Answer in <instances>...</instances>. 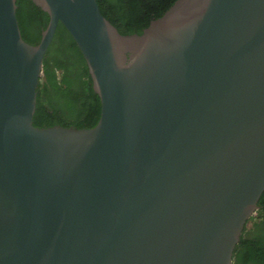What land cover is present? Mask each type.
I'll return each instance as SVG.
<instances>
[{"label":"water","instance_id":"water-1","mask_svg":"<svg viewBox=\"0 0 264 264\" xmlns=\"http://www.w3.org/2000/svg\"><path fill=\"white\" fill-rule=\"evenodd\" d=\"M0 0V264H233L264 192V0H176L123 34L97 0ZM62 22L88 64L93 127H38Z\"/></svg>","mask_w":264,"mask_h":264},{"label":"trees","instance_id":"trees-1","mask_svg":"<svg viewBox=\"0 0 264 264\" xmlns=\"http://www.w3.org/2000/svg\"><path fill=\"white\" fill-rule=\"evenodd\" d=\"M103 15L123 34L142 33L176 0H97ZM17 18L24 40L37 44L50 16L32 0H17ZM101 99L85 57L62 22L44 57L33 122L38 127L86 128L97 124ZM260 208L236 245L233 264H264V192Z\"/></svg>","mask_w":264,"mask_h":264}]
</instances>
